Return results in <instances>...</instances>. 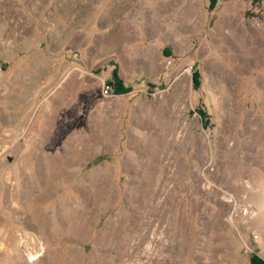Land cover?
Here are the masks:
<instances>
[{
    "label": "rangeland",
    "instance_id": "rangeland-1",
    "mask_svg": "<svg viewBox=\"0 0 264 264\" xmlns=\"http://www.w3.org/2000/svg\"><path fill=\"white\" fill-rule=\"evenodd\" d=\"M0 264H264V0H0Z\"/></svg>",
    "mask_w": 264,
    "mask_h": 264
},
{
    "label": "trees",
    "instance_id": "trees-1",
    "mask_svg": "<svg viewBox=\"0 0 264 264\" xmlns=\"http://www.w3.org/2000/svg\"><path fill=\"white\" fill-rule=\"evenodd\" d=\"M256 3L258 4V1Z\"/></svg>",
    "mask_w": 264,
    "mask_h": 264
}]
</instances>
